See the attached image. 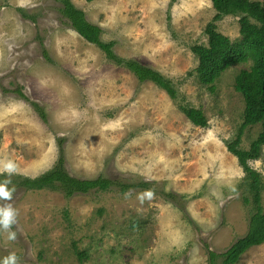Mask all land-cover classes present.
Returning <instances> with one entry per match:
<instances>
[{
    "label": "rangeland",
    "instance_id": "rangeland-1",
    "mask_svg": "<svg viewBox=\"0 0 264 264\" xmlns=\"http://www.w3.org/2000/svg\"><path fill=\"white\" fill-rule=\"evenodd\" d=\"M72 2L120 57L161 72L178 95L107 58L61 1L0 0V162L17 165L11 180L41 176L63 155L72 176L114 181L72 196L12 182L0 206L11 204L17 223L0 228V264L9 255L17 264H211L209 249L223 253L244 236L254 212L251 178L227 146L244 121L235 78L252 61L227 68L211 90L193 48L208 44L212 21L240 39V16L214 20L212 0ZM187 105L202 108L208 126L194 124ZM260 131L248 126L239 146ZM249 163L264 184L263 157ZM234 264H264V243Z\"/></svg>",
    "mask_w": 264,
    "mask_h": 264
},
{
    "label": "trees",
    "instance_id": "trees-1",
    "mask_svg": "<svg viewBox=\"0 0 264 264\" xmlns=\"http://www.w3.org/2000/svg\"><path fill=\"white\" fill-rule=\"evenodd\" d=\"M58 1L62 2L61 12L69 19L72 27L88 42L100 47L107 58L131 70L140 81H153L165 89L171 98H177L178 90L171 79L135 59L120 57L114 49L116 41H103V28L89 21L84 10L74 5L72 0ZM212 2L216 10L214 20L229 14L240 16L241 38L232 40L217 29L214 21L210 22L207 28L208 44H197L193 48L199 61L196 67L199 80L214 90L215 81L227 68L237 63L252 61L250 67L241 69L235 78V89L242 94L245 101L244 121L239 127L237 137L233 141H228L227 146L229 151L238 157L251 178L254 212L250 216L248 231L244 236L238 238L223 253L209 249L211 264H214L219 255L224 257L225 264H234L247 249L264 243V209L261 205V190L264 184L260 174L249 163L250 160L260 157L264 159V0H212ZM35 106L41 111L42 116H45L42 108L37 104ZM182 108L194 124L208 126L209 120L202 108L191 105ZM256 124L261 125L258 136L252 140L248 149L241 148L239 145L244 131L248 126ZM0 178L3 180L4 176L0 175ZM15 183L28 189L58 187L63 189L66 195L72 196L76 192L107 188L114 181L103 176L95 179L72 176L65 167V158L62 155L52 170L36 178H24L21 182ZM8 187L12 189L16 186ZM79 255L86 256V253L80 252Z\"/></svg>",
    "mask_w": 264,
    "mask_h": 264
},
{
    "label": "clouds",
    "instance_id": "clouds-1",
    "mask_svg": "<svg viewBox=\"0 0 264 264\" xmlns=\"http://www.w3.org/2000/svg\"><path fill=\"white\" fill-rule=\"evenodd\" d=\"M7 174V178L0 183V200L11 201L13 198L14 188L9 189L8 185L12 183L11 177L13 175L19 174L17 172V165L12 161L0 162V174ZM147 196L149 199L152 193L146 192L142 194L141 199ZM17 213L13 209L11 204H5L0 206V228L4 230H9L14 224L17 223L16 220ZM10 239L15 238V233H10ZM3 264H17L15 255H9L4 258Z\"/></svg>",
    "mask_w": 264,
    "mask_h": 264
}]
</instances>
